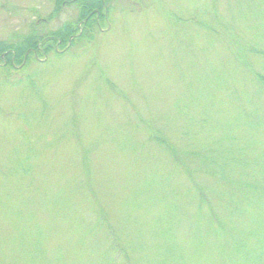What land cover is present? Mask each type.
Masks as SVG:
<instances>
[{
	"label": "rangeland",
	"instance_id": "1",
	"mask_svg": "<svg viewBox=\"0 0 264 264\" xmlns=\"http://www.w3.org/2000/svg\"><path fill=\"white\" fill-rule=\"evenodd\" d=\"M77 10L0 0L77 28L0 72V264H264V0Z\"/></svg>",
	"mask_w": 264,
	"mask_h": 264
},
{
	"label": "trees",
	"instance_id": "2",
	"mask_svg": "<svg viewBox=\"0 0 264 264\" xmlns=\"http://www.w3.org/2000/svg\"><path fill=\"white\" fill-rule=\"evenodd\" d=\"M63 0H55L56 8L60 5ZM78 8V18L79 22H83L86 19V22L82 23L86 26L87 29L91 25H95V16L101 12L103 7V0H74ZM92 20V21H91ZM61 26L58 31L53 34L50 33V37L40 36L37 34L33 28L30 33L25 36H22L18 41L11 43L7 41H0V55H4L5 64L0 66V72L8 74L11 76L13 73H17L19 68L16 65L20 64L23 60L26 61L31 52L35 51L38 54L40 48H43L45 51H48L50 48L49 42H58L60 48H64L69 37L73 36L72 33L77 30L75 27ZM40 31V30H39ZM46 38V39H45ZM75 38L72 40L74 41ZM40 47V48H39ZM28 53L27 58L24 59L25 54ZM35 59V58H34ZM2 59L0 58V61ZM28 61V59H27ZM255 79L259 85L264 90V76L260 74H255Z\"/></svg>",
	"mask_w": 264,
	"mask_h": 264
}]
</instances>
